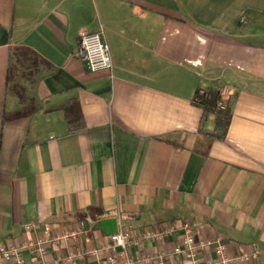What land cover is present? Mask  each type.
<instances>
[{
	"label": "crops",
	"instance_id": "1",
	"mask_svg": "<svg viewBox=\"0 0 264 264\" xmlns=\"http://www.w3.org/2000/svg\"><path fill=\"white\" fill-rule=\"evenodd\" d=\"M84 30L102 31L110 69H89ZM211 85L235 95L224 140L200 132L196 93ZM112 211L134 234L175 226L135 253L172 252L188 221L250 256L234 264H264V0H0V242L83 220L53 262L106 243ZM201 259H217L212 243Z\"/></svg>",
	"mask_w": 264,
	"mask_h": 264
},
{
	"label": "built area",
	"instance_id": "2",
	"mask_svg": "<svg viewBox=\"0 0 264 264\" xmlns=\"http://www.w3.org/2000/svg\"><path fill=\"white\" fill-rule=\"evenodd\" d=\"M80 37L82 52L89 69L93 71L110 69L112 57L109 45L103 39L102 31L84 30ZM217 88L223 96L229 92L226 85H217ZM203 92L204 89L198 90L196 99L197 95ZM222 104V101H219V105L222 106ZM113 215H117L118 230L109 235V240L106 243L69 251L53 262L47 259L49 247L52 244L68 243L71 239L77 240L86 232L83 220L73 226L57 230L53 229L52 224H44L43 228L50 233L49 236H41L21 245H7L0 242V254L7 264H28L24 249H28L35 259L32 264H61L60 262L73 264L77 259L85 257L91 258L87 264H234L238 258H250L248 254H242L237 258L230 256L227 252V244L220 237L213 242L199 240L194 225L188 221L183 224L181 238L172 252L135 253L132 250L133 246H140L147 241L161 242L174 232L175 226L171 223H164L156 229L145 228L134 234L124 228L121 223V220L127 217L126 215L112 211L105 212L101 217L108 218ZM33 226L34 224L29 223L26 228L31 229ZM211 243L214 245L217 259L202 261L201 251L205 245ZM251 256L256 257L257 251L252 252Z\"/></svg>",
	"mask_w": 264,
	"mask_h": 264
},
{
	"label": "trees",
	"instance_id": "3",
	"mask_svg": "<svg viewBox=\"0 0 264 264\" xmlns=\"http://www.w3.org/2000/svg\"><path fill=\"white\" fill-rule=\"evenodd\" d=\"M23 49L26 50V52L27 50H30L27 47H24ZM14 77L15 76L12 72V65L10 64L7 73L8 83L11 82ZM12 86L15 90L21 89V87H19L17 84L13 83ZM234 97L235 95H231L230 93L223 96L217 88V85H211L208 88L204 89L203 93L197 95L196 102L203 109L200 132L206 134L212 140H224L226 138L228 128L232 119ZM219 101H222V106L219 105ZM63 108L66 110L67 105H64ZM210 114L215 115V125L212 130H207L203 127V124ZM67 116L68 125L70 126V129H73V122L71 121L72 117L69 114Z\"/></svg>",
	"mask_w": 264,
	"mask_h": 264
},
{
	"label": "water",
	"instance_id": "4",
	"mask_svg": "<svg viewBox=\"0 0 264 264\" xmlns=\"http://www.w3.org/2000/svg\"><path fill=\"white\" fill-rule=\"evenodd\" d=\"M97 226L103 228L106 234H112L118 230V221L115 218H106L100 220Z\"/></svg>",
	"mask_w": 264,
	"mask_h": 264
}]
</instances>
